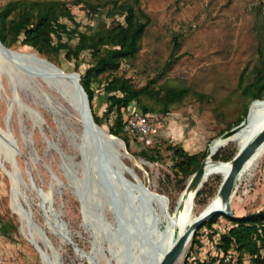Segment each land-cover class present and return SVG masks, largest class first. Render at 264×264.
<instances>
[{
  "label": "rangeland",
  "instance_id": "1",
  "mask_svg": "<svg viewBox=\"0 0 264 264\" xmlns=\"http://www.w3.org/2000/svg\"><path fill=\"white\" fill-rule=\"evenodd\" d=\"M41 1L53 0H0V11L11 3ZM54 1L69 7L73 14V19L62 16L61 21L84 30L97 23L86 3L108 0ZM140 5L150 15V23L141 36L137 52L123 59L116 73L129 77L136 87L148 85L153 93L141 94L139 100L122 107L121 113L125 119L131 109L142 111L146 106L157 120L155 132L140 136L129 134V137L122 132L129 138L130 155L123 159L130 171L126 170L125 176L134 182L139 177L151 191L165 194L173 211L193 169V166L184 167L180 162L183 156L175 152L176 148L199 158L203 151L207 152L212 140L236 125V118L252 101L250 94L242 92V87L257 78L256 68L261 66L264 10L260 0H140ZM16 9H10L8 16L16 14ZM104 21L98 24H110L112 18L105 16ZM175 37L179 41L176 48L173 47ZM75 41L73 38L70 42ZM12 47L34 49L19 42ZM43 56L50 57L65 70L79 72L91 62L86 50L71 59L65 56V49ZM107 76L106 73L98 75L101 80ZM93 85L92 109L102 116L106 93L98 81H93ZM170 87L186 92L180 100L167 102L164 93ZM47 91L52 98L45 97ZM28 105L42 111L44 120ZM8 109L9 117L6 116ZM115 117L116 113H111L102 125L108 129ZM6 124L19 152L14 158L10 152L1 154L0 264H45L35 244L55 257L58 253L62 264H117L115 251L119 247L115 250L113 236L107 232V228L117 225V220L105 195L95 189L94 199L86 205L78 192L81 167L77 163L80 156L76 141L82 126L76 109L40 78L17 79L13 83L1 72L2 135L7 131ZM48 139L58 141L59 148L72 157L62 158ZM2 140L5 147L9 146ZM142 148L155 155L154 159L143 157L139 153ZM236 150V143L230 142L218 153ZM262 156L235 183V197L231 199L235 215L264 208V152ZM219 159L222 158L216 160ZM8 170L16 174V188L21 192L16 198L27 209L24 218L13 209V181ZM221 182L220 173L203 181L195 198V211L217 193ZM128 220L131 223L130 217ZM229 225L230 221L220 214L210 226L199 227L193 234L197 240L190 239L174 264H234L236 252L224 254L217 249L220 233ZM132 238L133 234L129 233V241ZM242 261L247 264L248 256Z\"/></svg>",
  "mask_w": 264,
  "mask_h": 264
},
{
  "label": "trees",
  "instance_id": "2",
  "mask_svg": "<svg viewBox=\"0 0 264 264\" xmlns=\"http://www.w3.org/2000/svg\"><path fill=\"white\" fill-rule=\"evenodd\" d=\"M86 6L91 17L97 23L90 24L82 30L78 28V25L70 27L59 19L62 16L69 19L74 17L70 8L60 5L58 1H41L29 4L11 3L0 11V40L9 47L17 42L28 45L42 56L49 52L65 49V56L71 59L77 57L84 50L88 51L91 62L83 72H80V81L88 94L91 109V101L94 96L93 81L101 83L106 93V107L103 114L99 116L92 109L94 119L102 125L104 120L115 112L116 117L107 130L111 134L121 137L128 149L130 135L123 130L124 119L121 108L127 107L134 100H139L141 94L147 92L152 94L153 92L148 85L134 86L129 77L123 73L118 74L116 71L123 59L132 57L139 49L141 36L151 18L141 7L140 0L87 2ZM12 8H17V11L16 14L9 17V11ZM116 15L122 16L123 19H118ZM105 16L111 17L112 22L99 25L100 21L105 22ZM63 35L66 36L65 40L62 39ZM73 38H76L75 43L70 42ZM178 44L179 41L175 37L173 47L176 48ZM259 55L261 66L256 68L257 78L242 87V92L245 95L250 94L251 100L264 98V51L260 50ZM48 59L57 64L50 57ZM75 69H78V65L75 66ZM102 73L108 75L104 80L98 77ZM185 92V89L170 87L165 90L164 97L167 102H175L180 100ZM247 108L248 103L243 109V114L236 118L235 124L244 118ZM142 111L150 112L146 106L142 108ZM123 131L128 137L123 135ZM175 152L183 156L180 162L184 167L193 166L191 174L199 167L206 154V151H203L198 158L196 154H189L182 149L176 148ZM139 153L151 160L155 156L148 153L145 148L140 149ZM234 153L230 151L220 154L217 151L213 155V159L221 157L222 159L219 160H227ZM218 215L220 214L214 215L199 227L210 226ZM223 216L230 221V225L220 233L217 249L224 254L231 251L236 252L237 259L234 264H243L244 256L249 258L247 264H264V208L243 215L227 216L223 214ZM194 235L191 237V241L197 240Z\"/></svg>",
  "mask_w": 264,
  "mask_h": 264
},
{
  "label": "water",
  "instance_id": "3",
  "mask_svg": "<svg viewBox=\"0 0 264 264\" xmlns=\"http://www.w3.org/2000/svg\"><path fill=\"white\" fill-rule=\"evenodd\" d=\"M14 53H16L14 48L6 46L0 40V54L2 55V60L0 61V73H6L13 83H15L17 79H44V71L36 69L35 65L18 61L14 58ZM33 55L36 54L33 53ZM39 58L44 59L55 69L51 74L52 81L50 86H52V88H54L66 101L71 103L76 108L80 119L82 127L81 132L78 135L79 140L76 141V146L80 156V159L77 161V163L81 167V176L78 179L79 195L86 205L88 201L90 202L94 199L95 189L98 193L105 195L106 202L111 206L117 220L118 227L116 228L115 238H117V240H119L124 247V259L122 262L123 264H135L131 259L129 252V232L126 231L124 227L125 223H129V217L125 218L123 212L128 207L132 213L136 207L132 204V202L129 201L130 199H128L126 191L123 190L121 186H119L124 180L127 183H134V181H131L125 176V171H130L129 167L123 160V157L130 155L126 149L125 142L121 137L111 134L103 125L95 121L88 94L80 81L79 71L65 70L46 57L40 56ZM45 96L50 99L53 95L47 91ZM257 99L258 98L253 99L251 103ZM250 104L248 105V108ZM28 107L37 115L40 120H44V113L42 111L29 105ZM248 108L246 110V114ZM246 114L238 124L222 132L221 136L228 138L231 134H233L246 119ZM9 115L10 109H8L6 113L7 117H9ZM6 128L7 131L5 134L1 135L9 144L10 153L14 158L15 154L19 152V147L7 124ZM48 143L57 147L62 158L72 157L70 154L65 153L59 148L58 141L48 139ZM262 143H264V126L258 129L256 133L249 139V141H247L245 146L239 149L232 156L230 169L223 177L218 189L223 201L222 205L209 208L205 212L199 214L193 221H191L182 232L178 231L171 246L164 252L163 256L155 264H174L183 254L186 245L190 241L195 230L200 225L216 214H224L227 216L233 215V210L231 207V194L233 191L236 175L245 160L251 156ZM205 156L202 159L199 167L190 175L192 181L198 180L204 174L203 165ZM13 170H16V165L14 166ZM12 175L13 177L16 176L14 172H12ZM29 178L31 181H33L31 173H29ZM136 180L147 188V185H145V183L139 177H136ZM18 193L21 192L17 187L15 194L17 195ZM162 195L168 200V197L165 194ZM19 205H21L20 202ZM61 223H63L62 220ZM70 241L72 242L71 239ZM35 245L40 252L41 247L38 244ZM56 264H62L59 261L58 253H56Z\"/></svg>",
  "mask_w": 264,
  "mask_h": 264
},
{
  "label": "bare ground",
  "instance_id": "4",
  "mask_svg": "<svg viewBox=\"0 0 264 264\" xmlns=\"http://www.w3.org/2000/svg\"><path fill=\"white\" fill-rule=\"evenodd\" d=\"M15 50L16 53L13 54L14 58L23 63L35 65L36 69L44 71L45 77L42 81H45L49 87H52L50 86L52 81L51 74L55 69L44 59L39 58L40 56H45H42L34 49L31 50L27 47L17 48ZM33 53L37 56L33 55ZM1 60L2 55L0 54V61ZM262 126H264V99L258 98L250 104L246 119L233 134L228 138H224L220 134L212 140L205 156L203 165L204 174L196 181H192L190 176L188 177L184 189H182L177 197L175 209L173 211L170 210L167 199H165L161 193L151 191L148 186L147 188L144 187L137 180L134 183H127L124 180L121 185H119L126 191L128 199H130L129 201L136 207V211H133L132 213L128 207L123 212L125 218L130 217V220L132 219V224L125 223L124 227L126 231L133 234V238L129 243V252L131 259L135 264L157 263L163 256L164 252L173 243L178 231L182 232L191 221L209 208L222 205L223 201L218 190L217 193L206 204H204V206L195 211V198L203 181L215 173H220L223 180V177L228 173L231 166L232 157L227 160L216 161L213 160V155L222 146L230 142L236 143L237 152L245 146L247 141H249V139ZM2 139L4 138L0 133V160H2L1 154L3 151L6 154L10 152V146L5 147ZM263 152L264 143H262L260 147H258L257 150L242 164L236 175L231 199L235 197L236 181L239 180L244 173H248L256 166ZM8 173V175H11L13 181L11 189V202L13 209L24 218L25 214H27V209L22 202H20L21 205H19V201L15 194L16 184L12 175V170H8ZM117 227L118 225L112 227V229L107 228V232L113 236L112 245L115 250L116 246L119 247V251H115L117 254V264H123L124 247L123 244L115 238ZM40 252L45 264H56L55 255L51 254L46 249H40Z\"/></svg>",
  "mask_w": 264,
  "mask_h": 264
},
{
  "label": "built area",
  "instance_id": "5",
  "mask_svg": "<svg viewBox=\"0 0 264 264\" xmlns=\"http://www.w3.org/2000/svg\"><path fill=\"white\" fill-rule=\"evenodd\" d=\"M264 10V0H260ZM156 115L150 112H143L135 108L124 119L123 130L133 136L146 135L156 131Z\"/></svg>",
  "mask_w": 264,
  "mask_h": 264
}]
</instances>
